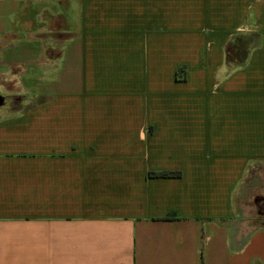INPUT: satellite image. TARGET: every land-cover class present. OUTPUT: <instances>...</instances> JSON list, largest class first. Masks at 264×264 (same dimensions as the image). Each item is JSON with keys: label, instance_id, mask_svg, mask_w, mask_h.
Instances as JSON below:
<instances>
[{"label": "crops", "instance_id": "obj_1", "mask_svg": "<svg viewBox=\"0 0 264 264\" xmlns=\"http://www.w3.org/2000/svg\"><path fill=\"white\" fill-rule=\"evenodd\" d=\"M0 96V264H264V0H0Z\"/></svg>", "mask_w": 264, "mask_h": 264}, {"label": "trees", "instance_id": "obj_2", "mask_svg": "<svg viewBox=\"0 0 264 264\" xmlns=\"http://www.w3.org/2000/svg\"><path fill=\"white\" fill-rule=\"evenodd\" d=\"M257 38V34L254 33L235 36L232 41L228 42L225 46L226 61L235 63L237 65H242L247 58L249 49L256 43ZM179 73H181L180 69ZM149 176L157 178H174L179 176V172L157 171L150 172Z\"/></svg>", "mask_w": 264, "mask_h": 264}, {"label": "rangeland", "instance_id": "obj_3", "mask_svg": "<svg viewBox=\"0 0 264 264\" xmlns=\"http://www.w3.org/2000/svg\"><path fill=\"white\" fill-rule=\"evenodd\" d=\"M248 181L247 180H243L241 181L240 183V187L241 186H245L246 184L248 185ZM252 186V191L253 193L251 194V197L250 199L248 200L249 201V205L251 207H253V210L251 211L250 213V217L252 218V222L255 224V225H262L264 224V206H262L260 204V202L258 201V205L255 206L254 205V198L255 199H260V198H264V196H260V194H258V189H264V179L262 178L261 180H257V181H250L249 185L246 186V188L244 187V190H243V195L246 194V192H250L249 190V187ZM256 187L258 189H256ZM255 189V190H254ZM264 195V194H263ZM242 197V195H241ZM241 199V198H240ZM262 208H261V207ZM258 212H262V215L259 214Z\"/></svg>", "mask_w": 264, "mask_h": 264}, {"label": "flooded vegetation", "instance_id": "obj_4", "mask_svg": "<svg viewBox=\"0 0 264 264\" xmlns=\"http://www.w3.org/2000/svg\"><path fill=\"white\" fill-rule=\"evenodd\" d=\"M257 201V200H256ZM260 202V204L262 205V206H264V198H261V200L259 201ZM255 205L257 206L258 204H256L255 203ZM261 207V206H260ZM262 208V207H261ZM264 208V207H263ZM259 214H261L262 215V212H258Z\"/></svg>", "mask_w": 264, "mask_h": 264}, {"label": "water", "instance_id": "obj_5", "mask_svg": "<svg viewBox=\"0 0 264 264\" xmlns=\"http://www.w3.org/2000/svg\"><path fill=\"white\" fill-rule=\"evenodd\" d=\"M3 98L0 96V106H2L3 105Z\"/></svg>", "mask_w": 264, "mask_h": 264}]
</instances>
